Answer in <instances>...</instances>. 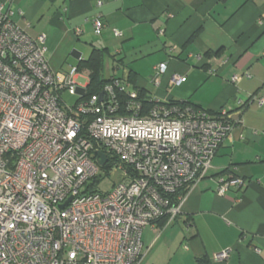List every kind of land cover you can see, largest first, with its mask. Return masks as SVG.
Returning a JSON list of instances; mask_svg holds the SVG:
<instances>
[{
  "label": "built area",
  "instance_id": "built-area-1",
  "mask_svg": "<svg viewBox=\"0 0 264 264\" xmlns=\"http://www.w3.org/2000/svg\"><path fill=\"white\" fill-rule=\"evenodd\" d=\"M12 13L0 3V264H140L143 229L175 220L180 192L207 176L255 97L212 112L140 97L127 75L88 95V74L52 69L45 36H29ZM102 26L97 13L94 33ZM165 69L154 67V84ZM231 172L217 175L216 194L245 186Z\"/></svg>",
  "mask_w": 264,
  "mask_h": 264
},
{
  "label": "crops",
  "instance_id": "crops-1",
  "mask_svg": "<svg viewBox=\"0 0 264 264\" xmlns=\"http://www.w3.org/2000/svg\"><path fill=\"white\" fill-rule=\"evenodd\" d=\"M97 1L0 3L10 5L12 20L29 36H45V57L54 70L67 71L86 59L76 54L77 63L69 62L75 43L82 42L91 47L87 58L93 48L105 49L104 78L127 75L149 100L215 112L237 111L238 99L255 97L240 112L242 123L218 149L207 176L185 192L175 220L143 229L140 264H264V0ZM97 13L99 34L92 27ZM160 63L166 69L154 84ZM172 75L181 77L179 84L170 83ZM225 169L245 186L218 195L215 178ZM228 248L227 260H212Z\"/></svg>",
  "mask_w": 264,
  "mask_h": 264
},
{
  "label": "trees",
  "instance_id": "trees-1",
  "mask_svg": "<svg viewBox=\"0 0 264 264\" xmlns=\"http://www.w3.org/2000/svg\"><path fill=\"white\" fill-rule=\"evenodd\" d=\"M105 49L93 48L91 54L86 59L79 60L77 64L78 70H86L88 73V84H87V94L99 93L102 89L107 79L103 76V59H104ZM140 93V91H139ZM140 97H142L140 93ZM144 104L150 105V102L146 100ZM230 173L229 169H225L219 174ZM184 195L185 191L180 192ZM165 223V218L158 221L157 225L162 227Z\"/></svg>",
  "mask_w": 264,
  "mask_h": 264
},
{
  "label": "rangeland",
  "instance_id": "rangeland-1",
  "mask_svg": "<svg viewBox=\"0 0 264 264\" xmlns=\"http://www.w3.org/2000/svg\"><path fill=\"white\" fill-rule=\"evenodd\" d=\"M72 49L74 50V52L70 53L71 56L69 58V60H70L69 62L70 63L73 62L72 64H76L78 61V58H79V57H77L76 54H79V55L83 56L84 58H87L88 54L90 53L91 47H88V50H87V48L84 46V44L82 42H78V43L76 42ZM79 81H80V83L85 82V80L83 78H80ZM66 98L69 102L74 100V98L71 96H67ZM116 179H117L116 176H112L109 178V180L107 179V181H103L99 185L100 189L106 190L110 186V183L114 182Z\"/></svg>",
  "mask_w": 264,
  "mask_h": 264
},
{
  "label": "water",
  "instance_id": "water-1",
  "mask_svg": "<svg viewBox=\"0 0 264 264\" xmlns=\"http://www.w3.org/2000/svg\"><path fill=\"white\" fill-rule=\"evenodd\" d=\"M97 154H98V157H99L98 158L99 165H103L104 162L106 161L105 155L103 153H101V152H97Z\"/></svg>",
  "mask_w": 264,
  "mask_h": 264
}]
</instances>
